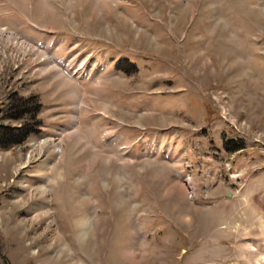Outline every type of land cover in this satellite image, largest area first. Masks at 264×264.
<instances>
[{"label":"rangeland","instance_id":"374dc122","mask_svg":"<svg viewBox=\"0 0 264 264\" xmlns=\"http://www.w3.org/2000/svg\"><path fill=\"white\" fill-rule=\"evenodd\" d=\"M0 119L9 264H264V0H0Z\"/></svg>","mask_w":264,"mask_h":264},{"label":"trees","instance_id":"16d2710c","mask_svg":"<svg viewBox=\"0 0 264 264\" xmlns=\"http://www.w3.org/2000/svg\"><path fill=\"white\" fill-rule=\"evenodd\" d=\"M18 107L20 108V106ZM11 110H14V109H11ZM11 110H8V111H11ZM23 115H24V112H23ZM8 116L10 117V115ZM12 116H16V113L13 114ZM20 118L21 116L19 118L17 117V120H19ZM31 132H32V129H30L29 126L27 125H24L21 129H11L9 127L1 126L0 127V147H7L12 144H21L28 138ZM1 261L3 264H9L8 260L5 257H3L1 253V249H0V264H1Z\"/></svg>","mask_w":264,"mask_h":264},{"label":"crops","instance_id":"0c3cea01","mask_svg":"<svg viewBox=\"0 0 264 264\" xmlns=\"http://www.w3.org/2000/svg\"><path fill=\"white\" fill-rule=\"evenodd\" d=\"M46 71L43 69L42 71H40L39 73H38V71H37V74H36V77L38 78L37 79V83L35 84V87L37 86V91L39 92V94H41V99H43V100H49V98H50V96L47 94L48 92H47V88H46V85H45V83L44 82H46V81H44V80H42V74H44V75H46V73H45ZM41 75V76H40ZM41 77V79H39ZM56 77L57 78H61V76L59 75V74H56ZM44 78V77H43ZM49 82H52V78H50L49 80H48ZM63 81V80H62ZM64 82V81H63ZM42 83H44V85H43V87H41L40 86V84H42ZM65 83L67 84L68 82L65 80ZM25 87H27V86H23V87H20V90H22L23 88H25ZM1 120L2 119H0V127H1ZM4 121V120H3ZM4 126V125H3ZM7 127H9V128H11V129H21L22 127H23V125H15V124H10V126H7ZM42 128H46V126L45 127H42ZM29 135H32V133L31 134H29ZM0 156H1V148H0ZM1 159V158H0Z\"/></svg>","mask_w":264,"mask_h":264},{"label":"built area","instance_id":"2783aa9c","mask_svg":"<svg viewBox=\"0 0 264 264\" xmlns=\"http://www.w3.org/2000/svg\"><path fill=\"white\" fill-rule=\"evenodd\" d=\"M13 70H16V65L13 67Z\"/></svg>","mask_w":264,"mask_h":264},{"label":"bare ground","instance_id":"6f19581e","mask_svg":"<svg viewBox=\"0 0 264 264\" xmlns=\"http://www.w3.org/2000/svg\"><path fill=\"white\" fill-rule=\"evenodd\" d=\"M76 74V73H75ZM47 192V191H46Z\"/></svg>","mask_w":264,"mask_h":264}]
</instances>
